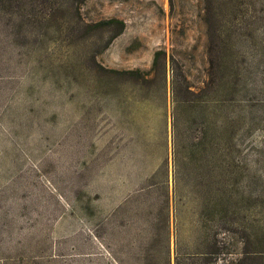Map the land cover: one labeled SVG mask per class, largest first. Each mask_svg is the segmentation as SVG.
Segmentation results:
<instances>
[{"label":"rangeland","instance_id":"obj_1","mask_svg":"<svg viewBox=\"0 0 264 264\" xmlns=\"http://www.w3.org/2000/svg\"><path fill=\"white\" fill-rule=\"evenodd\" d=\"M21 21L0 5V264H264V0ZM125 158L157 170L114 187Z\"/></svg>","mask_w":264,"mask_h":264},{"label":"trees","instance_id":"obj_2","mask_svg":"<svg viewBox=\"0 0 264 264\" xmlns=\"http://www.w3.org/2000/svg\"><path fill=\"white\" fill-rule=\"evenodd\" d=\"M83 0H0L1 9H13L21 17L20 25L38 26L46 22H52L59 18H65L70 14H76L81 10ZM120 23L122 28L125 22L116 19L104 20L97 25ZM185 260H189L191 264H207L209 263L206 253L197 254L191 258H183L177 256L176 264H187ZM205 260V261H203ZM247 257L237 259H226L221 264H246ZM207 262V263H205ZM218 264V262L216 263Z\"/></svg>","mask_w":264,"mask_h":264},{"label":"crops","instance_id":"obj_3","mask_svg":"<svg viewBox=\"0 0 264 264\" xmlns=\"http://www.w3.org/2000/svg\"><path fill=\"white\" fill-rule=\"evenodd\" d=\"M168 162H169L168 168L170 169L171 160ZM139 163H141V161H139ZM162 164H164V162H160L158 164V166H160ZM152 166L153 167H151L150 169H147V172L145 173L144 166H142V165L141 166L128 165L126 158H125L123 165L118 167V172L116 171V168H114L113 170L111 168V176L113 178L114 187L116 186V180H117L119 186L122 185L123 188L126 189V186H128V182H129L128 179L129 178L132 180H136L138 182L140 180V178L146 179V178L150 177L157 170V166L155 165V163ZM132 185L133 186L139 185V182L136 184L132 181ZM113 215H114L113 218L116 219L115 210H114Z\"/></svg>","mask_w":264,"mask_h":264}]
</instances>
